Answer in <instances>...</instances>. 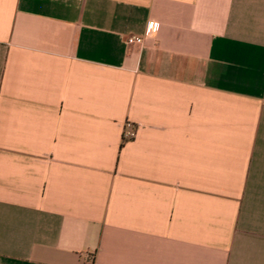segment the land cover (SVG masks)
I'll list each match as a JSON object with an SVG mask.
<instances>
[{
  "label": "crops",
  "instance_id": "0c3cea01",
  "mask_svg": "<svg viewBox=\"0 0 264 264\" xmlns=\"http://www.w3.org/2000/svg\"><path fill=\"white\" fill-rule=\"evenodd\" d=\"M0 264H264V0H0Z\"/></svg>",
  "mask_w": 264,
  "mask_h": 264
},
{
  "label": "built area",
  "instance_id": "2783aa9c",
  "mask_svg": "<svg viewBox=\"0 0 264 264\" xmlns=\"http://www.w3.org/2000/svg\"><path fill=\"white\" fill-rule=\"evenodd\" d=\"M158 30V23L155 21H148L146 24L145 32L142 35H130L126 37V43L129 45H141L143 43L144 37L153 36ZM136 134V129L130 121H126L123 128V140L132 139ZM92 257H89V262H91Z\"/></svg>",
  "mask_w": 264,
  "mask_h": 264
}]
</instances>
